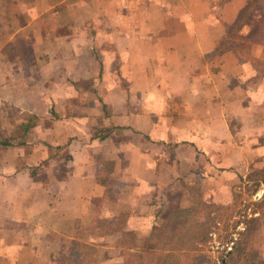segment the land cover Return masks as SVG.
<instances>
[{
    "label": "crops",
    "instance_id": "obj_1",
    "mask_svg": "<svg viewBox=\"0 0 264 264\" xmlns=\"http://www.w3.org/2000/svg\"><path fill=\"white\" fill-rule=\"evenodd\" d=\"M247 2L4 6L0 102L15 106L24 97L19 110L34 125L22 144L0 145V264H56L74 227H88L93 202L117 183L142 200L153 195L145 190L159 192L161 178L168 187L193 177L203 201L233 202L246 176L264 168V72L249 62L264 60V46L215 50ZM209 63L218 68L211 76ZM209 79L213 90L196 84ZM254 183L259 204L264 179ZM114 198V214L127 210L121 194ZM252 212L260 223L255 241L264 244V211ZM110 213L106 222L114 221ZM125 216L124 224L150 221Z\"/></svg>",
    "mask_w": 264,
    "mask_h": 264
},
{
    "label": "rangeland",
    "instance_id": "obj_2",
    "mask_svg": "<svg viewBox=\"0 0 264 264\" xmlns=\"http://www.w3.org/2000/svg\"><path fill=\"white\" fill-rule=\"evenodd\" d=\"M9 1L11 0H0V15L4 13V6L9 4ZM250 1L251 0H248L247 3ZM248 15L249 14L243 16L240 28L233 32L237 37L236 38L234 36V39L243 49H239L230 39L224 38L225 41L217 46L215 52L219 53L223 50L224 52H231V50L245 52V46L250 44H259L264 46V0H258L257 5L255 6V11L252 12V16L250 14L249 18ZM211 60L212 59H209V62ZM249 62H251V65L255 68L257 73L263 74L264 60L250 59ZM217 69L218 68L215 64L210 65L209 63L207 67L208 75L211 76ZM213 82L215 81L209 79L207 81L203 80L202 83L197 82L196 84L198 86H203L204 84L207 83L208 85L209 83L208 87L213 90V84L215 85ZM16 101L15 106L0 102V139L9 137L13 138V136V139H22V141L23 139H26L28 133L25 136H22L18 131L17 126L21 122L25 123L30 117L28 113L19 110V107H22L25 104L24 101L27 100H25L24 97H20ZM31 121L33 123L34 119H31ZM229 124L231 126V131H234V127L237 123L234 120H231L229 121ZM30 139L34 138L30 137ZM243 140L241 139L240 146H243ZM161 162L165 165V168H162V171L164 173L169 172L166 169L167 165L171 164L169 160H163ZM39 167L40 165L32 167V169H37ZM181 175H183V172ZM246 178L249 183L239 187V190L234 194L232 199L233 202L231 204L220 206L219 208H217L218 206L216 207L212 205L208 208V211L212 213L211 215H214L216 218L220 219V221L217 222V225H210L211 233L209 232L208 234V242L205 246H202L195 252L186 249L178 251L170 249L173 247L175 239L180 236L182 237L184 232L181 225L173 226L174 223L177 224L179 221L183 220V215L176 211H188V213H185V220L188 222V226L192 220L206 219L202 213L204 214L207 208H202L204 201L201 198L200 187L199 183L196 182L197 180L195 181L193 177H186L185 182L173 185L169 182L167 187L168 180L166 178H161L158 189L159 192L145 190L146 192L153 193V195L142 196V200L140 197H138V199H133V194L136 195V193L124 192V186L121 187V185L117 183L113 189L107 190L106 193L103 194V198L105 197L103 201L93 202V205H95L96 208L94 210L92 209L93 213L91 214L90 219L93 221L88 225V227H81L78 225L74 227L71 232V236L74 238L75 243L78 245H87L93 249L91 251V253H94H92V259L89 257L86 261V258H83L82 253L84 252V249L82 248L78 251L74 248L73 252L78 254L76 256H71L70 253L67 252V243L63 242L61 245V247H63V252L59 254L58 263L65 264L67 260L68 262L70 261L69 263L78 262V264H190L193 256L199 253L205 257L203 260L198 261V264H230L231 262L228 259L227 253L229 252L232 243H235L238 232L243 230L246 221L245 219L253 216L252 211L254 210L264 211V198L261 203L257 204L256 201L260 198H255L256 190L254 188V184L256 185V183H254L255 181H263L264 168L262 170L249 173ZM115 193L121 194L123 197L120 203L125 206H123L122 209L128 205L127 210L123 212L120 211L118 215L113 213L112 208V206L116 203L114 198L116 197ZM263 195H261V197H263ZM142 201L146 204V208L144 207L145 210L144 208L141 209L138 205ZM129 205H131L132 209H129ZM100 207L102 209H100ZM116 210L119 211V208H116ZM103 211L105 212L102 217L100 214ZM110 211H112L110 215H116L113 217V220L118 223L121 220L126 219V213L127 215L141 213L142 220L148 221L150 219L149 222H144L140 225H138V223H130L125 224L124 226L125 229H136L134 230L135 235H140V232L137 230L141 229L142 232L151 226L153 228V234L155 235L148 243L151 247L149 248L148 246H143V244H145L143 238L138 239L136 238L138 236L135 237L133 234H131V236L134 240L131 242L129 236H120L118 233L111 234L109 230H111V225L114 222L110 224L109 222H106V219L104 218ZM241 213L244 215L242 214L243 216L239 217V214L241 215ZM227 219L229 220L228 222H226ZM259 228L260 227H258V230ZM254 237L252 248L259 253L261 252L260 254L264 258V244L258 242L257 240L255 241ZM165 238L168 240L171 238L165 245V248L163 250L156 248L160 245L161 240ZM255 246L257 247L256 249Z\"/></svg>",
    "mask_w": 264,
    "mask_h": 264
},
{
    "label": "trees",
    "instance_id": "obj_3",
    "mask_svg": "<svg viewBox=\"0 0 264 264\" xmlns=\"http://www.w3.org/2000/svg\"><path fill=\"white\" fill-rule=\"evenodd\" d=\"M257 2H258V0H251L249 3H246L245 6L238 12L234 21L226 29L225 38L233 41L239 49H243V48L234 39V36L236 37V34L233 32L237 31L240 28L241 21H242L244 15L249 14L248 15L249 18H250V14L252 16V12L255 11V6L257 5ZM250 45L245 46V50H248ZM31 119H32V117L30 116L29 119L25 123L21 122L17 126L18 131L20 132V134L22 136H25L29 132V130L33 127L34 124L32 123ZM13 138H14V136H13ZM13 138L9 137V138L0 139V145L1 146H10V145H20L23 143L22 139L19 140V139H13ZM212 205L216 206V207L218 206L217 208H219L221 206L219 204L204 201V203L202 204V208L206 207L207 210L204 212V214L202 213V215L207 220L206 219L205 220L195 219V220L191 221L189 226H188V222H186V220H185V213H188V211H183V210H181L180 212L176 211L179 214L181 213L183 215V217H182L183 220L179 221L177 224L174 223V225L172 223V225L173 226L181 225L182 228L184 229V232H183L182 237L180 236V237H177L175 239V241L173 242V247H171L170 250L175 249V251H178V250L186 249V250H190L192 252H195V251L199 250L202 246H205V244L209 240L208 234H209V232L211 233L210 225H217L218 224L217 222L220 221V219L216 218L214 215H211L212 213L210 211H208V208H210ZM242 214L243 213H241V215L239 214V217L244 215V214L243 215ZM242 218H244V217H242ZM245 220L246 221H245V224H244L245 226H244L243 230L241 232H238L237 239L235 240V243H232L230 250L227 253L228 259L231 262L230 264H264V258L259 254V252H257L256 250H254L252 248L253 237L255 236V234L258 230V227H260L259 215L257 217L250 216L249 218H247ZM228 221L229 220L227 219L226 222H228ZM112 222H114V221H111L109 223L112 224ZM124 225L125 224L123 222H119V223L114 222L111 225V228H110L111 230H109V232L111 234L118 233L120 236H129V239L131 242L132 240H134V238L131 236V234L135 235L134 230H136V229H127V228L125 229ZM137 231L140 232L139 233L140 235H138L136 233L137 235H135V237L138 236V237H136L138 239L143 238L144 243H145V244H143V246H148L150 248L151 245L149 246L148 243L150 242L152 237L155 236L153 234V228L150 226L149 228L143 230L142 232H141V229H139ZM169 240L167 238L161 240L160 245H158L156 248L163 250L165 248V245L168 243ZM65 243H67V252H69L71 256H76L78 254V253L73 252L74 248H76L77 251L80 248H82V249H84V252L82 253L83 258H86V261L88 260L89 257L92 259V256L94 253L93 252H92L93 254L91 253V251L93 249L90 246L80 245V244L78 245L74 241H66ZM228 243H229V241H228ZM131 245L133 246L132 243H131ZM87 251H89V252H87ZM204 257H205L204 255L202 256L201 254L197 253V255L195 254L193 256L190 264H198V261L203 260ZM58 262L59 261H57L56 264H59ZM69 262L66 260L65 264H78V262L77 263L76 262L75 263H69ZM242 262H245V263H242Z\"/></svg>",
    "mask_w": 264,
    "mask_h": 264
}]
</instances>
